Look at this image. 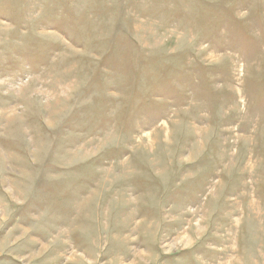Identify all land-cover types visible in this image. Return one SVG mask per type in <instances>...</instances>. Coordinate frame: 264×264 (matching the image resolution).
I'll return each mask as SVG.
<instances>
[{"label": "rangeland", "instance_id": "rangeland-1", "mask_svg": "<svg viewBox=\"0 0 264 264\" xmlns=\"http://www.w3.org/2000/svg\"><path fill=\"white\" fill-rule=\"evenodd\" d=\"M0 264H264V0H0Z\"/></svg>", "mask_w": 264, "mask_h": 264}]
</instances>
